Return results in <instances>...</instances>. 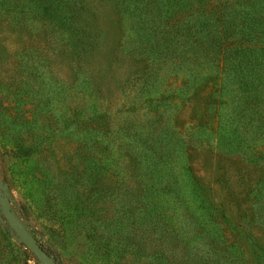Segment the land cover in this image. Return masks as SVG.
Wrapping results in <instances>:
<instances>
[{
  "label": "rangeland",
  "instance_id": "rangeland-1",
  "mask_svg": "<svg viewBox=\"0 0 264 264\" xmlns=\"http://www.w3.org/2000/svg\"><path fill=\"white\" fill-rule=\"evenodd\" d=\"M161 1L0 0V188L60 264H264V35L249 70L225 53L231 8L264 33V0ZM158 142L214 206L200 223L143 218ZM0 264H42L1 207Z\"/></svg>",
  "mask_w": 264,
  "mask_h": 264
},
{
  "label": "trees",
  "instance_id": "trees-1",
  "mask_svg": "<svg viewBox=\"0 0 264 264\" xmlns=\"http://www.w3.org/2000/svg\"><path fill=\"white\" fill-rule=\"evenodd\" d=\"M172 4L180 8L185 3H180L178 0H162L159 7L161 11L166 13ZM231 11L237 13L233 17V23L236 25V28L229 27V30H235L241 41L238 40L234 46H229V49L225 50V53L232 55L236 63L239 65L241 64L240 67L249 70L255 65L256 56L261 53L259 50L254 49L252 44L257 42L258 39L262 38L264 35L262 32V24L253 19H250L248 23L245 22L241 15H250L251 13L248 12V9L236 7L231 8ZM196 26L201 32L208 35L211 34V41L216 40L215 33L213 34V25H211L209 21H198ZM155 27H157V25H153L152 23L148 25V29H153ZM183 30L186 33L182 36L179 33L180 29L174 31L177 44L181 37L188 38L190 35L198 34L195 30L192 32L190 26L185 27ZM160 32L161 31L158 33ZM164 39H166V37ZM173 39L174 36L169 37L170 41ZM157 144V146L160 147V150H157V156L160 158L159 161L161 164L159 165L162 168L159 172H156L154 170L155 165L150 163L151 168L145 175H142L143 177L149 178L148 181H141L144 186V189H142V200L144 201L142 211L145 213V216L143 215V218L149 221L151 228L156 232L160 230L159 228H173L175 226L186 227V225L190 226L195 222H199L200 219L202 220L200 217L202 216L201 214L214 211V206L209 199L204 196L203 191L200 189L195 179L192 178L188 170H184L183 174H174L171 169H169V157L164 158L166 155H169L167 152L168 148L164 145L165 143L158 142ZM164 167L168 168L165 170ZM163 175L165 178L164 181L162 179ZM125 218L127 219L128 216H123V218L120 219V225L117 224L115 240L121 242L122 244H120L119 247H123L126 250L127 245H125L123 241L127 236L123 235L121 231L125 224ZM38 242L50 256L58 261L55 253L47 244L43 243L41 240H38Z\"/></svg>",
  "mask_w": 264,
  "mask_h": 264
},
{
  "label": "water",
  "instance_id": "water-1",
  "mask_svg": "<svg viewBox=\"0 0 264 264\" xmlns=\"http://www.w3.org/2000/svg\"><path fill=\"white\" fill-rule=\"evenodd\" d=\"M1 214L16 236L21 240L25 249L29 251L42 264H60L50 256L39 244L38 240L28 232L16 218L11 209L10 202L2 188H0Z\"/></svg>",
  "mask_w": 264,
  "mask_h": 264
}]
</instances>
